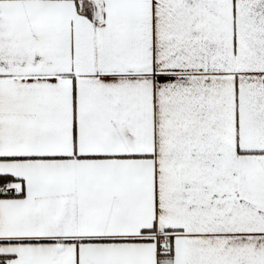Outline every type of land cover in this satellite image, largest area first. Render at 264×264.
I'll list each match as a JSON object with an SVG mask.
<instances>
[{"label":"snow or ice","instance_id":"6c2138e0","mask_svg":"<svg viewBox=\"0 0 264 264\" xmlns=\"http://www.w3.org/2000/svg\"><path fill=\"white\" fill-rule=\"evenodd\" d=\"M0 264H264V0H0Z\"/></svg>","mask_w":264,"mask_h":264}]
</instances>
